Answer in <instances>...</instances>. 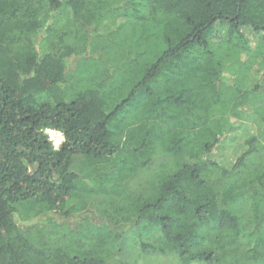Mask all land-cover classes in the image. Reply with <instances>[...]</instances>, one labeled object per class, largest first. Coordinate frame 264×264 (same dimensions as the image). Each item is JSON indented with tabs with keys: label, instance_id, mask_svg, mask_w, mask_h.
Masks as SVG:
<instances>
[{
	"label": "trees",
	"instance_id": "1",
	"mask_svg": "<svg viewBox=\"0 0 264 264\" xmlns=\"http://www.w3.org/2000/svg\"><path fill=\"white\" fill-rule=\"evenodd\" d=\"M118 15L130 26L100 34ZM228 49L259 59L252 87L227 86ZM88 54L74 81L66 60ZM241 109L259 133L249 121L221 165L223 122ZM47 130L63 133L60 150ZM263 140L264 0H0V264H110L145 234L144 255L264 264ZM55 212L89 216L17 221Z\"/></svg>",
	"mask_w": 264,
	"mask_h": 264
},
{
	"label": "rangeland",
	"instance_id": "2",
	"mask_svg": "<svg viewBox=\"0 0 264 264\" xmlns=\"http://www.w3.org/2000/svg\"><path fill=\"white\" fill-rule=\"evenodd\" d=\"M57 17L59 18L60 22H64L65 20H67V24H68V22H71L70 20L72 18V14L71 12H66L64 14L62 13L58 14ZM130 23H132L130 19L123 17L121 15H118L117 17L110 16L99 27V33L101 34L105 32L106 30L108 31L109 29L114 30L121 24L125 25L123 27V29H125L126 26L128 27L130 26ZM72 28L74 27H72L71 25L70 29ZM116 38H118V40L121 42V40L119 39V36H117ZM216 42L219 44L221 41L216 40ZM251 46L255 48L253 40H252ZM92 50L93 49H90L89 53L92 52ZM229 51L231 50L228 49L227 51L224 52V54L226 55H225V58L222 59V61L226 65V68L223 73L224 75L223 78L226 81L227 86L240 87L241 89L252 87L255 84V81H256L255 78H257V76H255L256 71L259 70V72H262V69L259 65V62H260L259 59H257L254 56L251 57L250 54H247L245 52L240 53V56L238 55L231 56L229 54ZM95 53L96 54H94L93 56L95 57V61L99 60L100 57L103 58V50L98 48L97 52L95 51ZM88 57H89V54L85 55L84 57L78 56L76 58L73 57V58L66 60L69 74L71 75L74 81L80 79L83 76L84 66L82 63ZM115 57H116V54H115ZM117 57H118V60L120 61L121 60L120 54H117ZM244 111L246 110L241 109V110H236L235 112H232L228 116L227 120L223 122L226 128H229V129L231 128L232 130H230L229 135L227 136L225 147L221 149L219 153H217V155L214 157L215 160H217L218 162L220 161L219 163L221 165H226V164L232 165L235 162V159H237L236 157L240 155L241 150H238V152H235V150L238 147L237 143L238 142L242 143V141H244L247 138V135L245 134L246 133L245 131L247 128L245 127L246 126L251 127L253 125L252 123H249V121L256 124L257 129H258L256 133L254 130L251 131L250 133L253 132L255 133V135L257 134V132L259 133V130L261 127L259 123L257 124L255 123V121L249 120L248 114L245 117ZM230 139L231 140L233 139V142H235L237 139L238 141L233 143L230 141ZM263 145H264V140H263ZM262 160L264 163V150H263ZM256 163L260 164L261 162L257 161ZM161 168H162V157L159 156L156 159L155 166H151L150 169H148V171L138 176L137 181H133L132 183L133 187L135 189L141 190L143 187L146 186L145 184L149 180V177L158 173L161 170ZM245 169L246 168L242 169L243 174H245L246 172ZM248 169H250V167H248ZM96 212H94V214L92 212H89V214L91 215V218L94 217V221L99 224H102V222L104 221L107 223L106 217H102L101 219L95 218ZM88 216L89 215L87 213H83L80 215H73V216L67 217L61 212H55L49 215H43L41 217L26 221V222L24 221L23 216L17 215V221L20 222L21 225L25 228L35 227V226H38L40 228H44V227L50 228L52 226V222H54L53 223L54 225H61V224L76 225L82 222L83 220H85ZM131 228H132L131 224L122 223L119 226H117L115 229H117L119 233L128 234L129 232H131ZM147 239H148V236L146 234L143 236V238L137 237L136 240H137V244L139 245V247H140L141 242ZM136 240L133 238V239H127V241H124L126 243L124 245L125 252L123 254L115 253L113 255L112 260H110L111 261L110 264H181L178 261V259L174 256L159 255V254H153V253L145 254V255L141 254L140 251L138 250L139 247L136 244ZM119 247L120 246L118 245V248ZM242 260L244 261L243 256H241L238 261L236 262L232 261V262L234 264H242ZM197 264H202V263H197Z\"/></svg>",
	"mask_w": 264,
	"mask_h": 264
},
{
	"label": "built area",
	"instance_id": "3",
	"mask_svg": "<svg viewBox=\"0 0 264 264\" xmlns=\"http://www.w3.org/2000/svg\"><path fill=\"white\" fill-rule=\"evenodd\" d=\"M46 133L49 136V141L52 143L55 150H60L65 138L63 133L54 130H47Z\"/></svg>",
	"mask_w": 264,
	"mask_h": 264
}]
</instances>
